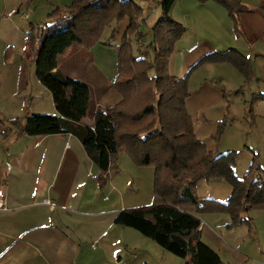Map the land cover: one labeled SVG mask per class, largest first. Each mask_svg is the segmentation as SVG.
Returning <instances> with one entry per match:
<instances>
[{"label":"trees","instance_id":"obj_1","mask_svg":"<svg viewBox=\"0 0 264 264\" xmlns=\"http://www.w3.org/2000/svg\"><path fill=\"white\" fill-rule=\"evenodd\" d=\"M177 0H162L163 18L151 29L147 54L136 56L133 36L139 35L144 10L134 0H74L64 10L49 15V25L31 27L26 53L36 64L40 84L52 95L58 116H27L10 124L30 137L70 134L80 140L89 158L99 168V181L106 185L115 161L125 152L138 167L155 170L154 193L161 205L124 210L115 224L131 228L156 243L164 251L185 261V264H226L201 239L202 221L197 215L225 214L230 217L228 229L251 226V211L264 210V169L255 156L247 175L239 179L235 168L239 154L216 155L195 135L193 120L186 102L190 98L192 74L207 64H229L239 71L246 83L254 81L251 62L239 52H215L192 66L183 79L169 73L170 59L177 43L187 30L170 18ZM223 7L229 14L235 34L243 36L241 16L248 8L238 0H198ZM129 20L121 40L118 72L107 89L115 90L121 102L94 116V124L84 119L91 106L90 88L58 70L59 58L74 44L91 50L102 45L106 29ZM116 33L111 35L115 40ZM114 48L113 44H104ZM104 88V92H105ZM261 95H254L252 112ZM28 111V108H27ZM229 126L228 116L218 125L215 140L220 141ZM8 133L6 137H9ZM224 181L232 188L227 203L201 200L196 190L200 182ZM194 210L195 214L189 212Z\"/></svg>","mask_w":264,"mask_h":264},{"label":"crops","instance_id":"obj_2","mask_svg":"<svg viewBox=\"0 0 264 264\" xmlns=\"http://www.w3.org/2000/svg\"><path fill=\"white\" fill-rule=\"evenodd\" d=\"M36 1L0 0V69L19 64L10 84L0 81V196L6 200L9 208L8 212H0V264H135L136 261L149 264L151 256L142 248L145 242L142 241L141 247L131 244L130 232L126 230L131 228L115 224L118 214L127 208L113 186L111 170L109 181L103 185L99 181V168L75 136L60 134L30 137L10 124L13 120L24 119L27 114L37 116L35 103L51 94L34 74L25 77V69L21 66L24 64L28 34L31 27L36 26L29 21ZM134 1L142 7L141 3L145 0ZM149 1L154 2L156 11L161 9L159 2L162 0ZM238 1L248 8L241 16L243 36L239 37L235 34L228 12L216 3L210 2L200 8L187 9L183 15H174L175 5L179 2L177 0L170 13V18L187 30L170 59L169 73L172 77L183 79L199 60L215 52L234 50L252 64L255 79L248 92L244 78L229 64L207 65L200 73L222 69L238 79L235 87L229 88L205 80L192 90L200 73L190 82L191 95L186 107L193 120L196 137L213 154H218V149L208 139L201 138L199 130L208 125L216 129L224 120V91L233 95L238 88H242L244 96L245 93H251V97H264V0ZM13 9L27 12L28 16L16 15L7 19L5 14ZM143 10L145 16L146 11ZM151 13H147L152 18L151 25H147V20L143 24L144 16L140 21L142 37L135 35L131 38L132 45L136 41L141 55H148L142 50L152 43L145 42L144 25L149 26L151 32L152 27L163 18L162 9L161 17L156 16L155 11ZM128 26L122 28L123 34ZM110 30L108 40L101 39L102 45L89 50L104 52L109 57L106 61L99 57L94 59V64L106 74L107 84L104 86L106 91L97 97L94 108L90 106V112L83 121L86 126L94 124L96 113L114 107L122 100L115 90L107 89L117 76L122 40L121 31L115 25ZM113 32L116 38L111 41ZM104 44H113L114 50L105 46L103 48ZM60 58L58 70L61 72ZM36 90L38 93H35ZM91 114L92 120L88 121ZM255 115L259 127L264 128L263 100L255 106ZM8 133L11 135L6 137ZM257 141L258 144L261 142ZM251 146L258 148L254 144ZM247 150L250 151L249 147ZM237 167L238 163L235 168L238 176ZM231 191L232 188L229 192L232 195ZM112 197L117 201L112 202ZM189 212L195 214L194 210L190 209ZM252 214L254 220L264 216L262 211ZM197 217L202 221L201 239L213 249L205 239L207 228L210 225L228 226L230 221L226 219L221 223L220 218L214 215ZM213 250L221 257L220 253Z\"/></svg>","mask_w":264,"mask_h":264},{"label":"rangeland","instance_id":"obj_3","mask_svg":"<svg viewBox=\"0 0 264 264\" xmlns=\"http://www.w3.org/2000/svg\"><path fill=\"white\" fill-rule=\"evenodd\" d=\"M73 2L74 0H37L33 3V5L35 3L36 4L31 9L34 10V12L30 13L31 19L29 21L31 23H35L36 28L37 26L43 24L49 25V15H51L57 9L64 10ZM141 5L146 11L144 18L142 19L143 24L145 23V20H147V25H151L152 18L151 16L148 17L147 13L152 14L151 12L155 11L156 16L161 17V9L156 11L157 7L154 5V2L152 3L149 0H145L143 1V3H141ZM200 6H202V4H200L198 0H179V2L175 5L174 15H183L187 9H193L197 7L200 8ZM21 13L28 16L27 12ZM128 24H130L129 20H127L125 23L114 24L115 27L121 31L122 37L126 32L125 31L123 34L122 28L124 26H128ZM147 25H144V32L146 34L145 42L146 44H150L152 42V35L148 28L149 26ZM111 28L106 29V32L102 37L103 41L108 40ZM118 43L119 42L117 41V44ZM133 43L134 54L136 56H139L141 53L139 51L140 49L138 48V45H136V41H133ZM103 48L105 47L103 46ZM107 49L114 50V48ZM142 51L148 52L149 60L153 58V52L151 48H149V46L145 47V50ZM96 57H99V59L101 58L106 61L109 56L104 52L97 51L96 53H94L89 51L88 49L83 48L79 44H74L67 51V53L60 58L61 72L75 81L86 84L90 88L92 109L96 105L97 97L101 96L100 93L104 91L103 88L107 84L105 82L106 74L102 72L101 68L97 64H94V59H96ZM27 59L28 60H25L24 64H21V66L25 69L24 75L25 77L26 75H28L29 77L30 75L34 74L36 77V64L34 60L29 56H27ZM18 65L19 64H17L16 66H11L7 69L1 68L0 81H3V83L5 82L6 85L10 84L12 74H14ZM207 65L196 70L192 74L190 82H192L191 80L194 78V76L197 73H200L201 70H203V68ZM237 72L238 74H240L239 76H242L244 78V76L239 71ZM205 80L216 83L217 85L221 83L222 86L226 85V87L229 88L235 87L236 82L238 83V79H236V77L227 74L222 69H215L212 71L208 70V72L200 73L199 77L194 82L196 84H194L191 89H196ZM244 80L245 84L248 86L246 87V90L248 92V89L253 82L247 84L245 78ZM254 83L257 84V81H255ZM35 93H38L37 90ZM243 93L244 92L242 88H238V90L233 95H230V93L226 91H224L223 93L224 119L227 115L229 126L225 130L219 142H217L214 138L217 133L218 127L215 129L214 127H209L208 125L205 127H201L202 129L199 130L201 138L208 139L211 144L214 143L215 147L218 149V154L216 155H225L231 151L239 154L238 167L236 170V173L238 174V176H236L239 179H243L247 175L255 156L259 159L261 167L262 165H264V128L259 127L258 118L255 113L253 114L252 112L251 102H253L254 100V95H252L251 97V93H245L244 96ZM257 103L255 104V106L257 105ZM35 104V109H37L36 112H38L37 116H58V112L55 109L51 94L45 95L43 99L39 100ZM87 120H92V114L87 118ZM257 140H261V142L258 144ZM252 144L256 145L255 147L258 148H252ZM247 147H249L251 152L247 150ZM259 149H261L262 154H260L261 152ZM240 153H242L241 156ZM115 164L116 167L111 170L110 176L112 177L113 186L115 187V190H117L119 196H121L123 204L126 206L127 210L156 206L163 203L162 200L159 199L154 193V168L136 166L125 152H121L117 156ZM200 183L201 185L199 189L198 186ZM200 183L197 186L196 193L198 198H200L201 200H214L219 203H227L229 201L228 197L229 195H231L229 194L231 188L226 182L217 181V183H207L203 181ZM226 199H228L226 202H222ZM114 201L117 200L115 197H112V202ZM253 212L254 211H251L248 214L249 219H253ZM262 212H264V210H262ZM204 215L217 216L218 218H220L221 223L226 219L231 222L230 217L225 214ZM251 221V226L245 224L235 229H228L227 225L224 227H214L210 225L209 227L211 229L207 228L205 239L210 243L211 246H213V249L220 253L224 263L264 264V216L259 220L253 219ZM126 230L130 232L131 244L140 246L143 245L142 241L145 242V245L142 246V248L151 256L149 264H185L184 260L177 258L170 253H166L153 241L145 238L139 232L133 229ZM135 264H142V262L136 261Z\"/></svg>","mask_w":264,"mask_h":264},{"label":"built area","instance_id":"obj_4","mask_svg":"<svg viewBox=\"0 0 264 264\" xmlns=\"http://www.w3.org/2000/svg\"><path fill=\"white\" fill-rule=\"evenodd\" d=\"M16 15H21L23 17H26V15L21 13V11L19 9H13V10L7 12L5 14V17L7 19H11V18L15 17ZM8 211H9V208H8L6 200L0 196V212H8ZM201 230H202V226L199 229V231H201Z\"/></svg>","mask_w":264,"mask_h":264}]
</instances>
